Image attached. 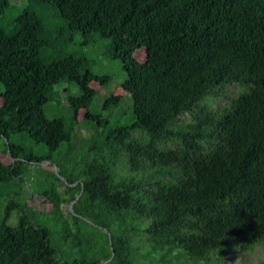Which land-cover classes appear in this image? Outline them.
Here are the masks:
<instances>
[{
	"label": "trees",
	"instance_id": "16d2710c",
	"mask_svg": "<svg viewBox=\"0 0 264 264\" xmlns=\"http://www.w3.org/2000/svg\"><path fill=\"white\" fill-rule=\"evenodd\" d=\"M7 9L0 0V138L11 158L0 161V264H136V235L158 264H220L264 242V0H26ZM77 35L78 46L103 42L104 56L121 64V124L93 108L90 85L106 89L112 79L72 48ZM226 84L242 92L221 109L197 105ZM60 93L68 112L48 118L44 106ZM118 102L109 95L102 109ZM77 125L93 130L79 158L93 155L81 164L71 157ZM51 153L56 170L45 172ZM121 156L124 174L115 170ZM30 167L43 178L40 198L79 196L57 238L55 213L19 201ZM77 237L92 242L82 251Z\"/></svg>",
	"mask_w": 264,
	"mask_h": 264
},
{
	"label": "rangeland",
	"instance_id": "374dc122",
	"mask_svg": "<svg viewBox=\"0 0 264 264\" xmlns=\"http://www.w3.org/2000/svg\"><path fill=\"white\" fill-rule=\"evenodd\" d=\"M26 7V0H8V9L7 12H11L14 9L22 10ZM80 40V37L74 36L73 37V44L72 48L76 51L82 53L87 58L90 69L95 74H106L111 77L112 82L111 84L106 88H101L99 83H92L90 86L94 90L97 91L93 108L96 111H100L102 117H104L108 123L111 125L114 122H117L121 124L123 122L125 114L128 112V95L125 93V91L121 88L120 82L124 78V74L121 71V64L114 60H109L104 56V43L98 42L95 46H88V47H80L78 46V41ZM135 57L140 62L144 61L145 53L144 50H138L135 53ZM68 87L66 85L62 86L61 89ZM243 88L236 85V84H229L224 85L221 87L223 92V96L213 98L211 94H207L203 96V98L197 103L199 106L206 105L210 107L212 110H217L223 108L225 105L229 103V100L234 97L236 94H238ZM216 90V91H218ZM2 91V88L0 86V92ZM214 92V91H213ZM242 92V91H241ZM244 92V91H243ZM73 94H77V91L73 89L71 92ZM68 94H61L59 95V104L56 105L55 103H48L44 106V113L48 118L55 117L57 115H60V112H64L68 110L65 107L66 103V96ZM109 95L118 98L119 102L113 105L110 110L102 109L103 101L105 98H107ZM1 105V100H0ZM196 109H194L191 113H188L181 117L182 120H191L193 117V114L195 113ZM85 110H79L76 113V119L77 122H79L82 117L85 114ZM92 129L88 125H82L78 126L75 129V134L73 137V147L77 149L76 151L72 152L71 157L74 158L76 163L81 164V159H86L87 157H91L93 155L92 151H85L82 154V158H79V153L82 152V147L86 143L87 138L92 133ZM97 132H102L100 129H97ZM96 132H93V135H95ZM133 137H143V134L140 132H134L132 133ZM101 144H103L102 139L95 141V146L99 149L101 147ZM176 145V142H166L163 144V147L172 148ZM208 144L204 143L203 147L207 148ZM107 148V146H106ZM105 147L103 149L106 151ZM33 153L36 154H43L45 153L44 149L40 148L39 146H33ZM47 157L50 159L47 162H44L41 164L40 167H42L45 172L55 171L56 168L53 167L51 160L54 161L55 154L51 153L50 155H47ZM0 161L3 164H10L11 158L7 154L5 150V146L3 145V139L0 138ZM77 166V164L74 166V168ZM34 167V166H33ZM77 168V167H76ZM125 167H124V158L121 156L119 158L118 164L115 167V170L118 174H124L125 173ZM31 177L26 179L23 183H21V187H23V190H16L19 194V201L21 203H25L26 206L29 208L41 212L44 214H53L55 213L57 215V219L53 221V223L50 224L52 228V236L54 238H57L61 235V227H64L63 222L69 224L70 223V217L69 213L72 212V201H70V196L63 197V200L60 199L58 201L56 200H49V199H42L39 196L36 195V189L39 186V183L37 180H43V178H35L36 174V168H29ZM74 187V186H72ZM64 185L59 186V192H62L64 190ZM77 197V196H76ZM10 225H13L15 223V215L13 214L11 216V219L9 221ZM82 228H84V225H79ZM69 230H72V228H68ZM71 236H75L74 231H71ZM133 248H134V255H135V262L136 264H158L157 263V257L155 258H147L146 256L142 255V252L140 248L143 244V238L139 235H136L133 237ZM79 250H84L86 246L92 242L91 237H77ZM168 259V258H166ZM106 264V263H101ZM165 264H202V263H193L191 261H188L183 263L182 261H176V260H170L169 262H166ZM212 264V262L210 263ZM220 264H264V242L259 243L255 245L250 251L245 253H231L226 256H224L222 259H220Z\"/></svg>",
	"mask_w": 264,
	"mask_h": 264
},
{
	"label": "water",
	"instance_id": "95a60500",
	"mask_svg": "<svg viewBox=\"0 0 264 264\" xmlns=\"http://www.w3.org/2000/svg\"><path fill=\"white\" fill-rule=\"evenodd\" d=\"M78 197H79V196H77V197L75 198V200H74V201H76V200L78 199ZM74 201H73L72 203H74ZM71 205H72V204H71Z\"/></svg>",
	"mask_w": 264,
	"mask_h": 264
}]
</instances>
